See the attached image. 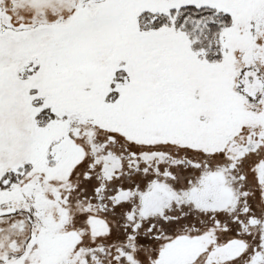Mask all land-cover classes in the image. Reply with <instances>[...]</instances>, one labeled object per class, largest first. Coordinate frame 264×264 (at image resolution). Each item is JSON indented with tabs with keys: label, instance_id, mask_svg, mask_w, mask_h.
Listing matches in <instances>:
<instances>
[{
	"label": "snow or ice",
	"instance_id": "6c2138e0",
	"mask_svg": "<svg viewBox=\"0 0 264 264\" xmlns=\"http://www.w3.org/2000/svg\"><path fill=\"white\" fill-rule=\"evenodd\" d=\"M0 264H264V0H0Z\"/></svg>",
	"mask_w": 264,
	"mask_h": 264
}]
</instances>
